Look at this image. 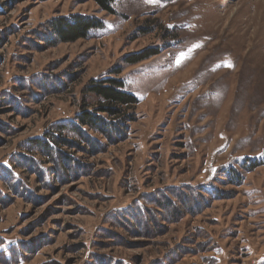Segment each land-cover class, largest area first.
Here are the masks:
<instances>
[{"label": "rangeland", "instance_id": "374dc122", "mask_svg": "<svg viewBox=\"0 0 264 264\" xmlns=\"http://www.w3.org/2000/svg\"><path fill=\"white\" fill-rule=\"evenodd\" d=\"M113 9L20 0L0 14V250L17 245L16 264H264V0H117ZM77 15L103 28L46 46L48 23ZM107 78L138 99L124 139L109 144L87 128L100 151L90 157L86 143L48 138L74 164L45 163L35 143L95 109L87 88ZM136 208L144 228L121 214Z\"/></svg>", "mask_w": 264, "mask_h": 264}, {"label": "trees", "instance_id": "16d2710c", "mask_svg": "<svg viewBox=\"0 0 264 264\" xmlns=\"http://www.w3.org/2000/svg\"><path fill=\"white\" fill-rule=\"evenodd\" d=\"M20 0H0V14L6 13L8 10L12 9V6ZM40 2H45L49 0H37ZM98 7V9L102 12H105L109 15H114V5L117 0H91ZM49 26H47V36L48 39L46 41V46H52L54 44L59 43H74L78 40L86 39L93 32L99 31L103 28V23L98 18L94 17H85V16H69L63 18H56L50 21ZM44 41V40H43ZM158 52H150L148 54L141 55L138 58L130 60L129 63L131 65L138 64L150 57L157 55ZM43 87V86H42ZM124 83L120 80L116 79H103L98 82H92L90 86L87 88V92L92 94L95 98L99 100L95 109L88 111L87 108H83L80 112L75 116L72 124H64V125H55V133H47V138H42L41 141L35 143L36 146L39 147L38 155L43 157L45 163L53 162L55 164V168L58 169V163L56 161V156L58 155L59 159L67 164L73 163L74 160L70 155L65 154L62 151L54 150L48 143L46 142L49 138V141L54 144L55 147L59 146L61 148L71 145L73 147H80L81 143H86L88 147H92L90 157L96 156L100 153L99 147L93 140L87 136V128L90 130H94L95 132L100 133L109 144H113V142H119L120 139H124L125 135L128 132V126L130 123L134 122V113L132 110L138 104V99L131 93L124 90ZM131 111H130V110ZM99 115H105L106 118H101ZM66 133H72L78 139V143L69 141L64 136ZM113 141V142H112ZM71 142V143H70ZM245 162V160H244ZM18 163V160H17ZM245 164V163H243ZM10 167L12 170H23L25 167L16 165L15 162L10 163ZM81 165L79 168H82ZM3 175L6 176V186H10V190L18 191L20 188L19 181H16L11 173L1 170ZM39 175L43 176L45 173L38 172ZM68 173V172H67ZM12 175V174H11ZM40 176V177H41ZM233 185H240L241 180H239L237 175L229 172L228 176ZM3 181V180H2ZM201 190L205 191L201 188ZM207 193L210 200H215L218 197L220 199V194L216 193L214 188L210 189ZM196 198H198L196 194ZM212 198V199H211ZM4 199V198H2ZM185 202L189 203L187 206L193 208L196 213L199 214V202L196 203L192 200L189 201L188 197L183 198ZM187 200V201H186ZM205 205H208L209 201L207 199L203 202ZM139 204V203H138ZM168 209H172L174 205H171L170 202H167ZM137 210H125L121 212L123 216H130L131 221L133 220L139 228H144L147 225V220L144 219V215H140L141 209L136 208ZM143 210V207H142ZM172 214V213H171ZM151 222V221H150ZM17 245L15 247L6 246L5 248L0 250V261L4 264H16L19 263L22 259L21 255L17 251ZM109 260V259H108ZM107 260V261H108Z\"/></svg>", "mask_w": 264, "mask_h": 264}, {"label": "crops", "instance_id": "0c3cea01", "mask_svg": "<svg viewBox=\"0 0 264 264\" xmlns=\"http://www.w3.org/2000/svg\"><path fill=\"white\" fill-rule=\"evenodd\" d=\"M5 247H6V246H5ZM5 247H4V248H5Z\"/></svg>", "mask_w": 264, "mask_h": 264}]
</instances>
